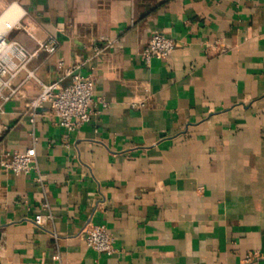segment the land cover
I'll return each instance as SVG.
<instances>
[{"label":"crops","instance_id":"crops-1","mask_svg":"<svg viewBox=\"0 0 264 264\" xmlns=\"http://www.w3.org/2000/svg\"><path fill=\"white\" fill-rule=\"evenodd\" d=\"M156 31L176 48L146 66ZM0 37L56 38L36 78L92 76L107 103L74 130L48 104L31 123L40 84L17 78L0 152L36 157L0 167V264H264V0H0ZM89 219L113 254L87 246Z\"/></svg>","mask_w":264,"mask_h":264},{"label":"built area","instance_id":"built-area-1","mask_svg":"<svg viewBox=\"0 0 264 264\" xmlns=\"http://www.w3.org/2000/svg\"><path fill=\"white\" fill-rule=\"evenodd\" d=\"M57 47L58 42L54 37L41 42L38 49L34 51L28 50L18 40L0 37V119L5 114V105L20 93L21 85H17L15 82L23 72H26V79L34 78L40 84V92L30 98L26 104L31 123H34L36 117L39 116V110L48 104L58 119V123L68 130H74L91 120L92 115L96 112V107L107 106L103 99L95 100V82L92 76L75 74L71 82L66 85H62L59 81L44 83L36 78L34 70L29 68L31 60L39 50L53 54ZM175 48L174 38L156 31L151 35L147 46L141 51L140 57L144 64L149 66L153 59L166 58ZM95 50L98 51V48L95 47ZM35 157L34 146L23 152L4 149L0 152V167L5 172L16 175L29 174L35 167L33 164ZM36 180L42 183L45 176L38 174ZM34 221L40 225L42 216H35ZM80 234L83 235L87 246L99 253L111 255L116 251L114 238L105 225L92 223L89 219L82 226ZM55 259H59V256L56 255Z\"/></svg>","mask_w":264,"mask_h":264}]
</instances>
